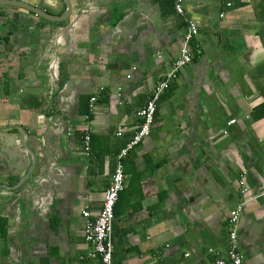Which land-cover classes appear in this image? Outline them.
<instances>
[{"label":"crops","instance_id":"1","mask_svg":"<svg viewBox=\"0 0 264 264\" xmlns=\"http://www.w3.org/2000/svg\"><path fill=\"white\" fill-rule=\"evenodd\" d=\"M70 1L60 22L0 4V184L23 181L0 187V264H102L88 257L83 212L94 219L102 208L138 111L186 32L170 0ZM185 13L199 47L162 95L151 135L123 159L114 261L212 264L210 249L227 252L231 211L246 201L241 250L264 264V0H185ZM132 15L133 33L118 26Z\"/></svg>","mask_w":264,"mask_h":264},{"label":"built area","instance_id":"2","mask_svg":"<svg viewBox=\"0 0 264 264\" xmlns=\"http://www.w3.org/2000/svg\"><path fill=\"white\" fill-rule=\"evenodd\" d=\"M175 11L180 16H183L187 24L186 32L183 38L179 54L171 65V68L163 74L162 80L155 86L152 95L146 101L143 108L138 111V116L141 121L135 134L128 145L122 149L117 156V164L108 188L104 193L102 208L94 219L91 218L90 211H84L83 216L86 218L84 225V237L92 246L88 253L89 258L99 259L102 264H115L114 261V242L113 229L115 223V206L120 194L125 189V172L123 159L134 147L139 146L143 141L151 135L152 128L155 122L156 113L159 108V101L162 95L169 90L178 79L180 72L194 60V48H198L197 43L199 37V27L197 23L185 13V0H175ZM196 43V44H195ZM137 70V67L133 68ZM129 78L132 75H128ZM96 97L90 99L87 121H91V116L95 112ZM232 120L231 123H234ZM92 125H88L83 135V152L89 155L91 152V135ZM241 194L246 195V186L241 181ZM246 201L239 203L236 209L230 214V231L228 238V249L225 254L219 251L210 249L215 255L212 264H248L241 250L240 243V221L244 212Z\"/></svg>","mask_w":264,"mask_h":264},{"label":"water","instance_id":"3","mask_svg":"<svg viewBox=\"0 0 264 264\" xmlns=\"http://www.w3.org/2000/svg\"><path fill=\"white\" fill-rule=\"evenodd\" d=\"M65 1L67 3V11L62 15H53L45 9H42L36 5H32V4H29L28 2L21 1V0H0V4H6V5H11V6L23 8V9H26L30 12H33L36 16L43 17V18L50 20V21L60 22V21L66 20L71 15V1L70 0H65ZM134 15H135V13H134ZM134 15H132V18L125 17L124 19H122L118 23V26H125V25L128 26L129 25V31L130 32L133 33L134 31H136L140 26L138 24V21L134 20V17H135ZM24 24H32L33 25V21L30 23H28V21H26V22H24ZM130 32L128 33V36H130L132 34ZM34 165H35V163H34ZM30 173H27V177L30 175ZM22 184H23V181L19 185H17L16 187H11V186H8L7 184H3L0 187L17 189Z\"/></svg>","mask_w":264,"mask_h":264},{"label":"trees","instance_id":"4","mask_svg":"<svg viewBox=\"0 0 264 264\" xmlns=\"http://www.w3.org/2000/svg\"><path fill=\"white\" fill-rule=\"evenodd\" d=\"M169 2H170V3H171V2H174L173 4H174V8H175V0H170ZM171 86H172V85H171ZM171 88H172V87H170L169 90H171ZM169 90H167V91H169ZM85 107H86V111H87V108L89 109V105L86 104ZM157 112H158V111H157ZM156 115H157V113H156ZM120 195H121V194H120ZM121 200H122V198H121V196H119V199H118L117 204H116V206H115V217H117L118 215H120V205H121ZM0 226L5 227V225H4L3 222H1Z\"/></svg>","mask_w":264,"mask_h":264},{"label":"flooded vegetation","instance_id":"5","mask_svg":"<svg viewBox=\"0 0 264 264\" xmlns=\"http://www.w3.org/2000/svg\"><path fill=\"white\" fill-rule=\"evenodd\" d=\"M61 2H63V4H65V6H66V8L65 9H67V3H66V1L65 0H60ZM67 11V10H66ZM64 14V13H63ZM62 15V14H61ZM3 184H5V183H3ZM3 184H0V186L1 185H3Z\"/></svg>","mask_w":264,"mask_h":264}]
</instances>
